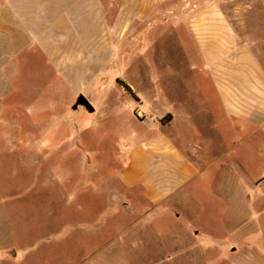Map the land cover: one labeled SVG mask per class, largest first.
<instances>
[{"label":"crops","instance_id":"1","mask_svg":"<svg viewBox=\"0 0 264 264\" xmlns=\"http://www.w3.org/2000/svg\"><path fill=\"white\" fill-rule=\"evenodd\" d=\"M183 1L0 0V109L8 93L5 68L12 70L29 54L44 68L49 66L53 77L70 90L69 106L83 96L95 113L110 104V93L118 88L135 119L147 123L151 134L134 143L130 138L137 134L131 133L129 142L121 141L124 164L119 178L129 189L137 188L138 197L120 205L140 208L142 214L118 223L114 238L124 242L132 232L150 233L149 248L138 242L133 249L141 256L151 252L144 264H193L190 256L209 248L230 254L233 264H264V200L250 193L264 190V173L253 178L254 188L238 176L237 166L235 171L220 169L231 177L220 182L225 193H217L213 201L220 213L219 237L198 226L187 227L184 238L173 232L185 210L201 212L199 203L186 204L182 197L206 176L212 162L202 159L205 142L225 141L217 157L228 159L240 144L257 137L262 140L258 152L264 156V66L254 50L256 43L246 26L232 21L221 0ZM159 26L185 32L183 55L176 58L195 85L169 87L166 103L158 91L152 118L142 119L135 110L144 103L127 80L138 76L137 68L142 73L143 40ZM169 70L179 72L171 66ZM119 78L137 97L119 84ZM205 117L209 121L203 124L200 119ZM225 165L232 168L230 161ZM190 237L193 242L187 243Z\"/></svg>","mask_w":264,"mask_h":264},{"label":"rangeland","instance_id":"2","mask_svg":"<svg viewBox=\"0 0 264 264\" xmlns=\"http://www.w3.org/2000/svg\"><path fill=\"white\" fill-rule=\"evenodd\" d=\"M221 3L228 8L232 21L246 26L264 66V0ZM184 35L177 29L159 26L144 38L142 73L137 68L138 76L127 80L144 103V107L135 110L138 117H151L158 91L166 103L169 87L195 85L176 58L183 55ZM169 66L179 70L177 75ZM11 69L5 68L3 82L8 93L3 96L0 109V264L147 262L152 257L150 251L141 256L133 249L139 246L138 242L149 248L150 233L132 232L124 242L114 236L118 223L142 214L140 208L125 209L120 205L138 197L137 188L129 189L119 178L124 164L121 141L132 133L137 137L130 140L140 142L151 134L150 126L135 119L134 110L118 88L111 91L110 104L91 114L77 100L69 106L70 90L33 55L19 58ZM44 70L45 76L39 73ZM43 107L46 110H40ZM200 120L206 124L209 118ZM261 141L256 137L240 144L228 159L217 157L223 154L225 141L204 143L202 159L204 163L212 162L206 176L182 197L186 204L199 203L201 212L185 210L183 219L173 224L175 237H187V227L194 226L216 237L223 234L216 224L220 213L213 201L217 193H225L220 190V182L230 179L231 174L223 176L220 169L235 171L237 166L238 176L250 187L254 185L253 178L264 173V156L258 152ZM217 158L220 161L214 163ZM228 161L232 168L225 165ZM261 178L257 177L262 182ZM250 193L257 200H264V190L255 188ZM191 237L187 243L193 242ZM190 260L193 264L236 262L230 254L220 255L213 248L191 255Z\"/></svg>","mask_w":264,"mask_h":264},{"label":"trees","instance_id":"3","mask_svg":"<svg viewBox=\"0 0 264 264\" xmlns=\"http://www.w3.org/2000/svg\"><path fill=\"white\" fill-rule=\"evenodd\" d=\"M118 82H119V84H121L122 86H124L130 93H132L135 97H137L136 96V94L133 92V90H132V88L124 81V80H122V79H118ZM77 103L79 104V103H87V100H86V98L85 97H83V96H80L78 99H77Z\"/></svg>","mask_w":264,"mask_h":264},{"label":"water","instance_id":"4","mask_svg":"<svg viewBox=\"0 0 264 264\" xmlns=\"http://www.w3.org/2000/svg\"><path fill=\"white\" fill-rule=\"evenodd\" d=\"M82 104H84L89 110H93V107H92V105L90 104V103H82Z\"/></svg>","mask_w":264,"mask_h":264}]
</instances>
